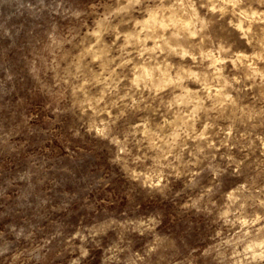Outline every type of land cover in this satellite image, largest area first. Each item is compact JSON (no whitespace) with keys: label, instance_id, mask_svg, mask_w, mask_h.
Listing matches in <instances>:
<instances>
[{"label":"clouds","instance_id":"1","mask_svg":"<svg viewBox=\"0 0 264 264\" xmlns=\"http://www.w3.org/2000/svg\"><path fill=\"white\" fill-rule=\"evenodd\" d=\"M0 264H264V0H0Z\"/></svg>","mask_w":264,"mask_h":264}]
</instances>
